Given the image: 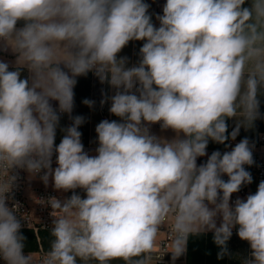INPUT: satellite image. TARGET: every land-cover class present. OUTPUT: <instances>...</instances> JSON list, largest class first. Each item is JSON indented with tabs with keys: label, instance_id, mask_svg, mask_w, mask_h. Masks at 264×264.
<instances>
[{
	"label": "clouds",
	"instance_id": "9594fccd",
	"mask_svg": "<svg viewBox=\"0 0 264 264\" xmlns=\"http://www.w3.org/2000/svg\"><path fill=\"white\" fill-rule=\"evenodd\" d=\"M149 7L0 0V51L15 57L0 60L4 264H161L168 253L175 264L189 237L206 232L223 258L233 229L250 246L241 264H264V181L232 201L252 183L245 165L254 163V145L244 138L230 151H206L209 141L228 147L261 117L264 0H166L158 27ZM130 41L144 43L129 67L118 54ZM89 72L114 89L100 103L110 100L119 118L96 125L94 155L81 141L84 118L71 116L77 78ZM60 114L72 123L57 145ZM229 119L237 121L231 133ZM155 124L175 135L153 134ZM18 170L30 180L43 173L45 186L51 179L55 191L71 193L39 201L52 209L47 250L25 254L20 206H9Z\"/></svg>",
	"mask_w": 264,
	"mask_h": 264
},
{
	"label": "crops",
	"instance_id": "0c3cea01",
	"mask_svg": "<svg viewBox=\"0 0 264 264\" xmlns=\"http://www.w3.org/2000/svg\"><path fill=\"white\" fill-rule=\"evenodd\" d=\"M149 4V14L152 16V22L154 24V2L155 0H144ZM143 41H130L129 44L118 54V57H127L128 65L132 66L139 60V49L142 46ZM15 57L10 52L0 51V60L9 62L10 65L14 61ZM27 75L26 72L23 73ZM74 108L71 113L72 117L82 116L84 123L80 126L79 131L82 133L81 140L85 143L91 144L93 147L89 154L94 155L97 147L96 143V125L105 119V116H109L111 120H119L109 112L110 100L103 106L100 101L103 99V94L108 96L114 94L112 89L107 83H100L99 79L91 72L87 76H81L77 78V84L74 88ZM85 99L94 101V106L89 107L83 103ZM53 107H58V102L52 101ZM260 113L261 117L254 121L250 128L241 127L236 139L240 141L244 138H248L249 143L257 141L261 132H264V95L260 97ZM105 114V116H104ZM72 123L68 114H60V121L57 127L55 142L60 143L64 132L62 129L67 128ZM237 121L235 119L227 120L228 133L235 128ZM151 132L158 136L166 138H172L175 134L171 130L161 131L160 126L152 125ZM230 139V138H229ZM229 141V140H228ZM226 141V144L228 143ZM225 144H217L209 141V149H222L225 148ZM52 184V181H51ZM254 188L257 189L258 182L254 180ZM79 194L84 195L83 192L77 190ZM64 195V198L70 196L71 193L60 192ZM220 220H217L219 226ZM31 230V229H30ZM34 232V231H33ZM41 236L37 239L35 250H38L42 246L45 250L49 247L51 240L50 230L40 231ZM228 253L223 258H218L220 248L213 241V233L206 232L200 235L190 236L187 243L186 253L175 261V264H241L242 260L249 255V244L246 241H242L236 233L233 232L232 237L227 242ZM29 250L35 251L32 248ZM171 260V254L169 253ZM172 261V260H171Z\"/></svg>",
	"mask_w": 264,
	"mask_h": 264
},
{
	"label": "built area",
	"instance_id": "2783aa9c",
	"mask_svg": "<svg viewBox=\"0 0 264 264\" xmlns=\"http://www.w3.org/2000/svg\"><path fill=\"white\" fill-rule=\"evenodd\" d=\"M166 3V0H155L154 2V25L159 26V21L156 20L157 14H162L163 5ZM105 116V114H104ZM105 119H109V116H105ZM160 126L159 124H156ZM82 141V140H81ZM239 139L232 140L229 139L227 145L228 147L222 149H209L207 148V153L210 155L213 151L219 150L221 153L225 151H230L235 144L239 143ZM84 145V150L86 152H90L92 149V145L89 143H85L82 141ZM58 145V143H56ZM253 159L254 163L251 166L245 165L247 171H249L252 175V183L242 186L241 190L238 193H234L232 196V201L234 202L237 197L241 199H245L247 195L254 194L257 189L254 188V180L258 182L264 181V132H261L257 141L250 142V146H253ZM98 146V145H97ZM207 160V156L200 157L197 160V163H203ZM53 168L56 167L55 164V156H53ZM37 175L33 179H29V175L27 172L23 170H18V179L13 188L12 193L9 195L12 199L9 201V206H12V202H18L19 211L17 213L18 218H21V229H31L37 235L41 230H50L52 226V217L50 216V212L52 209L50 206L46 204L39 203L40 200H47L49 197H57L60 199L64 198L60 192L55 191L52 184L51 179L49 181L48 186H45L44 183L40 180V175ZM227 180V177H223ZM24 216H28L29 220L23 219ZM30 225V227L28 226ZM234 233H237L236 229H233ZM163 238V237H162ZM250 247V246H249ZM41 250H45L42 246L39 247L38 250H24L25 254L28 252H40ZM250 252V250H249ZM0 264H4L2 260H0ZM161 264H172V261L169 258V253L165 254Z\"/></svg>",
	"mask_w": 264,
	"mask_h": 264
},
{
	"label": "trees",
	"instance_id": "16d2710c",
	"mask_svg": "<svg viewBox=\"0 0 264 264\" xmlns=\"http://www.w3.org/2000/svg\"><path fill=\"white\" fill-rule=\"evenodd\" d=\"M21 232L26 237L24 250H29L30 248L35 250V247L37 244V239H36V236H35L33 230H26L25 229V230H21Z\"/></svg>",
	"mask_w": 264,
	"mask_h": 264
},
{
	"label": "rangeland",
	"instance_id": "374dc122",
	"mask_svg": "<svg viewBox=\"0 0 264 264\" xmlns=\"http://www.w3.org/2000/svg\"><path fill=\"white\" fill-rule=\"evenodd\" d=\"M21 230H25V229H21ZM26 230H30V229H26ZM36 238H39L41 236L40 232H39V235H37L35 232H34Z\"/></svg>",
	"mask_w": 264,
	"mask_h": 264
}]
</instances>
